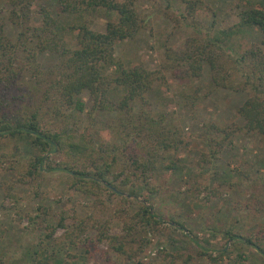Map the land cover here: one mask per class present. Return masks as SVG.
<instances>
[{
  "label": "rangeland",
  "instance_id": "1",
  "mask_svg": "<svg viewBox=\"0 0 264 264\" xmlns=\"http://www.w3.org/2000/svg\"><path fill=\"white\" fill-rule=\"evenodd\" d=\"M53 5L54 0L26 4L21 0L14 10L26 8L27 23L38 24L40 7L53 10ZM244 5V0H134L139 29L132 38L116 41L113 53L126 66L158 70L159 77L142 100L131 103L130 111L134 115L143 111L158 120L172 132L168 137L175 144L156 151L157 168L146 179L150 190L141 176L131 173L129 155L135 152L143 160L144 148L126 136L128 129L119 124L118 111L88 112L91 99L86 90L81 92L84 109L78 130L92 137L90 153L95 162L100 155L109 161L115 153L112 171L119 176L114 181L108 176L115 186L102 183L95 193L78 191L69 186V174L48 169L44 163L36 174L27 176L37 149L20 137L0 136V264H264V256L252 245L224 234L244 237L264 230V136L247 131L236 110L248 95L257 93L237 58L250 44L264 50L259 29L243 26L226 42L221 63L229 74L218 86L210 82L206 63L198 76L184 77L160 66L167 49L181 52L191 39L212 37L219 28L236 22ZM11 7L9 0H0L3 33L14 40L18 26L9 19ZM83 19L91 29L103 31L106 21L115 17L98 10ZM66 41L77 46L71 34ZM36 60L45 69L53 67L57 58L43 51ZM25 69L6 92L17 97L13 100L17 104L32 82ZM112 145L116 151L110 150ZM47 155L51 164L66 158L56 152ZM124 176L129 179L125 184L120 182ZM141 203L156 218L153 224L138 220ZM29 215H38L36 222H30ZM94 219L107 220L101 238L90 225ZM50 226L54 231L46 237ZM116 244L121 248L115 249ZM176 254L189 257L184 261Z\"/></svg>",
  "mask_w": 264,
  "mask_h": 264
},
{
  "label": "trees",
  "instance_id": "2",
  "mask_svg": "<svg viewBox=\"0 0 264 264\" xmlns=\"http://www.w3.org/2000/svg\"><path fill=\"white\" fill-rule=\"evenodd\" d=\"M9 1L12 7L8 16L18 26V31L14 40L8 39L3 33L0 16V136L20 137L37 149L26 175L32 177L44 163L48 169H61L69 174V186L78 191L95 193L104 186L102 183L115 186L108 179L111 176L114 181L119 176L112 171L115 153L109 161L100 155V160L95 162L90 153L92 137L78 130L79 116L84 109L81 92L86 90L91 99L88 112L102 109L118 111L121 113L119 124L128 129L126 136L139 149L144 148L145 159L141 160L135 152L129 157H132V175L141 176L146 186L147 176L157 168L156 151L167 150L175 144L168 137L172 132L164 129L158 120L143 111L137 115L130 111L131 103L136 99L142 100L152 81L159 77L158 70L140 65L126 66L113 53L116 41L132 38L139 29L134 0H54L53 10L40 7L38 24L27 23L26 8L18 9L19 13L14 10L21 0ZM24 2L26 4L28 0ZM244 4L237 12L236 22L219 28L205 40L191 39L181 52L167 49L160 66L172 68L175 77H184L198 76L202 64L206 63L211 72L210 82L214 86L223 84L222 80L229 74L221 63L224 47L241 27H257L261 34L260 44L264 45V0H244ZM187 7L194 9L193 4ZM98 10L107 17H115L106 21L103 31L91 29L83 19L85 14ZM61 14L66 17L61 19ZM67 34L75 38L77 46L68 45ZM43 51L55 54L57 61L53 67L41 69L38 66L36 55ZM237 61L246 67L252 88L257 91L238 105L237 113L243 118V127L247 131L264 136V50L259 45L250 44L238 55ZM24 69L32 75V82L22 90L24 99L17 104L13 101L17 97H8L6 92L13 89L14 81L21 77ZM110 92L114 94L110 96ZM110 150L116 151V147L112 145ZM49 152L65 155L66 158L51 164L47 158ZM128 180L124 176L120 182L125 184ZM146 188L150 190V187ZM129 193L132 194V190ZM142 197L147 198L144 193ZM41 209L46 214L45 209ZM137 215L142 225H151L156 221L147 204H140ZM37 217L27 216L33 223ZM106 224V219L90 222L100 238L104 236ZM53 231L54 226H50L45 236H51ZM224 234L227 238H242L244 243L252 245L264 256V230L244 237L230 231H224ZM113 247L121 248L120 244ZM176 255L184 261L189 257L188 254ZM207 256L210 260L215 259L210 254ZM51 259L59 262L54 255Z\"/></svg>",
  "mask_w": 264,
  "mask_h": 264
}]
</instances>
